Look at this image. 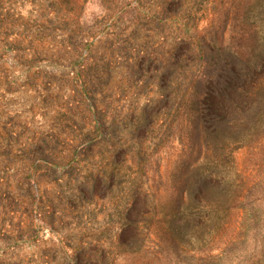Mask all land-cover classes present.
I'll list each match as a JSON object with an SVG mask.
<instances>
[{"label":"rangeland","instance_id":"obj_1","mask_svg":"<svg viewBox=\"0 0 264 264\" xmlns=\"http://www.w3.org/2000/svg\"><path fill=\"white\" fill-rule=\"evenodd\" d=\"M262 6L0 0V264H260L253 249L264 244V201L252 213L257 223L233 212L227 229L219 208L214 242L201 251L168 221L186 157L205 154L189 150L176 113L194 71L185 30H203L208 44L218 30L236 50L231 31ZM220 101L205 98L210 109ZM234 158L233 174L250 172L257 193L264 150L243 146ZM200 166L190 170L197 190L206 183L208 165Z\"/></svg>","mask_w":264,"mask_h":264},{"label":"trees","instance_id":"obj_2","mask_svg":"<svg viewBox=\"0 0 264 264\" xmlns=\"http://www.w3.org/2000/svg\"><path fill=\"white\" fill-rule=\"evenodd\" d=\"M226 15L229 16L230 11ZM246 20L248 26L237 31L233 29L229 37L239 40L236 50L232 49V43L219 39L218 30L214 31L216 39L212 44L205 42L203 30H185L188 48L194 56V71L189 84L178 95L176 113L180 120L186 121L184 133L180 134L188 136L189 150L198 149L201 154L205 149V154L189 159L192 154L189 152L186 157V171L169 194L174 213L171 212L168 222H175L176 230L178 226L181 242L195 239L196 249L200 251L205 244L214 242L208 234L219 223V208L227 229L231 224L228 216L233 212L240 219L244 213L251 214L250 221L257 223L252 213L258 211L256 204L264 201V183H258L255 193L256 182L250 172L247 175L243 171L232 172L236 149L248 146L264 150V6L262 11L247 16ZM211 93L221 98L218 107L212 109L205 104L206 96ZM144 161L140 156L143 174L146 173ZM205 163L208 165L204 171L206 183L201 182L197 190L192 187L194 175L190 170L201 169L200 165ZM242 228L241 222L234 224L225 247L238 238ZM155 234L159 239L162 237V233ZM172 237L168 238L174 243ZM258 246L253 252H261L256 258L264 264V244ZM257 255L255 253L254 257ZM249 264H256V261Z\"/></svg>","mask_w":264,"mask_h":264}]
</instances>
